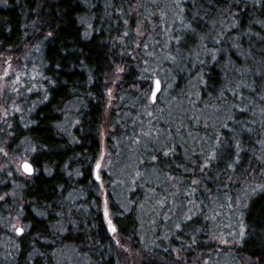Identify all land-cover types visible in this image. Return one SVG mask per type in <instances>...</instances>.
Instances as JSON below:
<instances>
[{
  "label": "trees",
  "instance_id": "16d2710c",
  "mask_svg": "<svg viewBox=\"0 0 264 264\" xmlns=\"http://www.w3.org/2000/svg\"><path fill=\"white\" fill-rule=\"evenodd\" d=\"M140 26L144 39L138 38ZM177 36L183 37L179 54ZM9 57L38 74L26 80L19 111L6 133L0 129V145L9 133V154L28 145L35 174H0V196L14 192L18 198V204L0 199V247L17 239L14 250L6 248L9 259L0 248V264H60L65 246L75 250L65 264H178V254L186 264L218 254L219 238L233 243L234 260L264 264V189L243 208L234 206L236 190L252 171L264 170L262 142L254 136L264 127L253 124L255 113L264 120V7L253 0H0V64ZM117 65L125 71L112 100L118 109L112 107L103 161L113 235L93 169L105 146L108 89L116 83ZM186 66L201 72L199 101L221 95L229 109L210 151L199 157L186 151H192L194 134L207 139L203 117L188 118L163 146L158 108L153 125L139 128L151 120L144 117L158 100H147L154 75L167 70L169 82L177 78L174 93H182L190 81L182 76ZM33 84L42 93H33ZM211 151L217 158L201 172L199 162ZM10 209L23 215V235L12 234Z\"/></svg>",
  "mask_w": 264,
  "mask_h": 264
},
{
  "label": "rangeland",
  "instance_id": "374dc122",
  "mask_svg": "<svg viewBox=\"0 0 264 264\" xmlns=\"http://www.w3.org/2000/svg\"><path fill=\"white\" fill-rule=\"evenodd\" d=\"M138 38L144 39L146 34L144 33V31L141 29V26L138 29ZM35 51L40 53V49H36ZM32 55V54H31ZM151 57V55H150ZM151 59V58H150ZM196 59V58H195ZM7 60L11 61L12 63V69L11 72L15 73L16 75L19 76V83L15 82L14 77H12L10 75L9 79L11 81V83L9 84V91L7 95H4L2 97H0V129H2V133L5 131V127H6V123L8 120H10L12 118V116L14 114H16L17 109L18 108V103L21 101L20 100V92L22 90L23 87L26 86V80L32 78V77H36L37 76V71L35 67L32 68H24L25 67V63L23 60H21L19 57L18 58H14L11 59V57L7 58ZM152 66H157L156 62L152 63ZM159 67V66H157ZM4 71V64L3 62L0 64V75H2ZM27 71V72H25ZM238 71V70H237ZM167 70H162L161 72L157 73V75H154V78L152 79V91L154 90V80L155 79H159L161 81V90L158 93V95L156 96L157 102L155 107L150 108L147 110V115L145 118H147L148 120L151 119L150 121H146L145 122H141L140 127L139 128H148L149 127V122L150 124L153 125L154 122V118H155V113L157 112V108L160 110V112L162 114H164L162 117H157L155 122H158V126L160 127V132H161V141L159 143L160 146H163V143L166 140H171V136H172V132H177L178 134H180V130H181V126L185 127V125L187 124L188 118H191L194 115L200 116L205 118L206 120H204V125H203V129L205 131H207V139L204 135V137L198 136L196 137V135L194 134V138H192L194 141V143L192 141H189V145L188 147L192 148V151H189L186 153L188 154V156H192V155H196L199 157V155H204L206 153H208L211 149L212 146V137L214 135H216V132L218 131L217 129H220V127L225 123V120L227 119V114L229 109L227 106H225V98H222V96L220 95L219 97H217L215 100L211 99V97H205L204 99H201L199 101V97H198V90L200 89V87L202 86V75L201 72L197 71L196 68L193 70H187V66L182 70V76H189L190 77V81L187 83L185 82V84L182 86V93H178L176 92V94L174 93V91L176 90V83H177V78L173 80H170V82L168 81L169 77L167 74ZM246 73V84L249 81L248 75L250 73L245 72ZM239 74V81L244 82L243 79V75L244 73L241 71H238ZM26 75V76H25ZM156 76V77H155ZM120 78V77H119ZM120 79H115L116 83L112 82V86L109 87V89H111L112 91V95L111 97L108 95V106H109V110L107 109L108 113L105 119L104 124V132H102L103 134V145H105V138H107L108 134H109V121L111 118V111L113 110H117V106L114 104V106L112 105V100L115 99L116 96V84H119ZM236 85H237V81L236 80H232ZM231 82V80H230ZM228 83V79L227 82ZM239 83V82H238ZM33 89H31V91L33 93H42L43 88H41L40 85H35L33 84ZM250 86V84H247ZM227 87V86H226ZM12 88H18L19 92H16L14 90H11ZM251 88V87H250ZM108 89V90H109ZM227 88H225L226 90ZM248 90H251L249 88H247ZM253 89V88H252ZM174 93V94H173ZM177 96V97H176ZM171 97V98H170ZM221 97V99H220ZM147 100L148 102L152 101L150 98V95L147 96ZM175 101V102H174ZM26 102V101H25ZM113 107V110H112ZM7 109L9 114L7 115V117H5L4 115V110ZM117 112V111H116ZM159 112V113H160ZM254 118L253 119V124L256 126H260L264 127L263 125V117L262 118H258L256 113L254 114ZM192 124L195 121H191ZM70 120L67 119L64 123L69 125ZM3 125V128H2ZM197 126V125H196ZM262 127V128H263ZM6 133V131H5ZM6 135V134H5ZM7 137H4V139L6 140L2 145H0V147L4 148V151L7 152L6 148H7V144H8V138H9V134H7ZM110 136V134H109ZM255 137H257V139H259L261 142H259V144L261 143V146L263 147L264 150V130L260 131V135H258V133H256L254 135ZM197 139V140H195ZM211 143V145H210ZM210 147V148H209ZM20 151L16 152V153H8L7 156H5L3 153H0V162H1V167H0V174L3 173L4 171H8V172H12L15 171L16 175L24 177L26 176V174L21 170L18 171L17 169L20 167V164L26 159L28 162H30L31 160L29 159V155L31 152V149L28 147V145L24 144L22 145V147L19 148ZM106 151H107V146L105 145L103 148V152L102 155L106 156ZM192 155H191V154ZM187 156V157H188ZM3 161L6 162V164H2ZM126 167H127V162H126ZM108 168L106 167V162H102V168H101V180L103 182L102 187L100 186V192L99 194L101 195V197L103 198V201L106 200V190H105V182L103 181V173L105 170H107ZM126 171H123L121 173H124ZM108 173V172H107ZM259 175H255V171H252V178H250L248 181H246L244 183V186L242 185L241 188L237 189L236 192L238 191V194L234 200V206H236V208L239 210L241 208L244 207V204L246 202V200H249L251 197L255 196L256 192L261 190L262 188L264 189V170H259L257 172ZM110 174V173H108ZM118 174V173H117ZM131 174V173H130ZM228 183H230L229 181H227ZM4 184H6V182H4ZM239 186V185H238ZM17 194V193H16ZM16 194H14V192H11V196L4 194L2 195L5 199L6 197H12V199L14 198L13 201H11V203L18 204L17 203V199L16 198ZM1 199V200H3ZM104 207V204H103ZM13 213L10 215L13 218V223H12V234H14L15 236H17V232L15 230V228L13 227V225H16L18 227H23L25 229L24 233L27 231V227L23 224V215L21 214V212L19 211V209L17 210H12L10 209ZM110 218L112 219V215L110 212ZM238 221V220H237ZM107 223V220H106ZM114 224V223H113ZM115 225V224H114ZM237 227H238V223H236ZM235 225V226H236ZM231 226H234L233 224ZM109 229V228H108ZM219 235V234H218ZM17 239L14 238V240H11V238L6 239V241H4V244L1 245L0 248L3 249V252L0 251V253H3L4 258L3 259H7L8 254H7V249L8 248L10 251H12V249L14 250L15 246H12L13 244H16ZM219 245H221V248H218L217 251L218 254L212 255L211 259H197L195 261H193L192 263L190 261H187L186 264H237V262H240V264H253L250 262H246L243 263L241 261H236L234 260L232 257L235 256V252L231 249V245H233L232 242H226L224 243L222 238H219ZM232 243V244H231ZM75 250L73 248V246H65L63 249L61 248L59 251V255H57L60 260V264H65L68 263V260H70L72 262L73 259H75L74 256ZM234 253V254H233ZM212 254V252H211ZM77 255L75 254V257ZM235 258V257H234ZM9 259V257H8ZM11 260V258H10ZM12 261V260H11ZM5 264H8L7 262H5ZM77 264V263H76Z\"/></svg>",
  "mask_w": 264,
  "mask_h": 264
},
{
  "label": "snow or ice",
  "instance_id": "6c2138e0",
  "mask_svg": "<svg viewBox=\"0 0 264 264\" xmlns=\"http://www.w3.org/2000/svg\"><path fill=\"white\" fill-rule=\"evenodd\" d=\"M155 2V0H154ZM193 3H195V0H193ZM253 3L257 6H261V7H264V0H253ZM239 6V5H237ZM177 7H180V4L177 3ZM232 5L229 3L228 4V8L229 10L231 9ZM183 11V9H181ZM198 14V13H197ZM193 19H195V16H193ZM125 23H127V21H125ZM180 23L182 25H185L186 29L188 30V32H191V33H195V29L192 27L191 23H187L185 24V21L184 20H181ZM52 33L49 32L48 33V36H51ZM124 36H127L128 33L125 32L123 34ZM183 39V37L181 36H177V37H174L173 38V42L175 45H177L176 47V52L179 54L180 52V49H179V44L181 42V40ZM201 41L204 40V37H200ZM217 43H219V41L217 40L216 41ZM204 47H207V45L205 44ZM198 55V54H196ZM173 63H176L177 62V57L176 56H170L169 57ZM187 58V57H185ZM214 58V56H213ZM3 64H4V71L2 73V75H0V97L4 96V95H7L8 94V91H9V84L11 83L9 77L10 75L12 77H14L15 79V82L16 83H19V76L16 75L15 73H12L11 72V69H12V63L11 61L5 59L3 61ZM125 69L122 67V66H119L117 65L115 68H114V71H113V76L118 80L119 79V74L124 72ZM11 90H14L16 92H19V89L18 88H12ZM161 90V81L159 79H155L154 80V90L151 91L149 93L150 95V98L152 100L153 103L156 102V94L158 92H160ZM108 95L111 97L112 95V91L111 89H109L108 91ZM17 111H19V109H17ZM9 114L8 110L5 109L4 110V115L5 117H7V115ZM225 127H227V125H225ZM9 135H11V133H9ZM145 135H150V133H146ZM217 146L219 147V140H217ZM237 147H239V145H237ZM0 153H3L5 156L8 155L7 152L4 151V148L3 147H0ZM162 156H168L169 155V152L168 151H163L161 153ZM217 158V154L215 151H211L204 159H202L200 162H199V170L201 172L204 171V169L206 168H211L212 167V161H214L215 159ZM157 159L156 156H153L152 157V160L155 161ZM104 161V156L101 155L98 159L97 162H95V167L93 169V176H94V179L98 182L99 186L102 187L103 185V182L101 180V168H102V162ZM20 168L23 169V172L28 174V175H31L33 174L34 172V169H33V166L28 163V161L25 159L21 164H20V167L17 169L18 171L20 170ZM192 183H198V181H195L193 180ZM4 197L3 196H0V199H3ZM103 204H104V207H103V217L107 220V225H108V228L110 230V232L115 235L116 232H117V228L116 226L113 224V221L112 219L110 218V212H109V207H108V202L107 200H104L103 201ZM189 219H191V217H189ZM13 227L15 228L16 232L18 235H23L24 234V231L25 229L23 227H18L16 225H13ZM177 227H179V225H177ZM241 236H243V233H241ZM120 241L119 240H116V244L119 245ZM182 260L183 258L181 256H179V254L177 255V261H178V264H182Z\"/></svg>",
  "mask_w": 264,
  "mask_h": 264
},
{
  "label": "water",
  "instance_id": "95a60500",
  "mask_svg": "<svg viewBox=\"0 0 264 264\" xmlns=\"http://www.w3.org/2000/svg\"><path fill=\"white\" fill-rule=\"evenodd\" d=\"M159 93V92H158ZM158 93L156 94V96L158 95ZM28 163H30V162H28ZM31 164V163H30ZM34 169V168H33ZM21 170L23 171V169L21 168ZM26 174V173H25ZM35 174V171L33 172V174H31V175H29V176H32V175H34ZM26 175H28V174H26ZM111 233V232H110ZM112 234V233H111Z\"/></svg>",
  "mask_w": 264,
  "mask_h": 264
}]
</instances>
